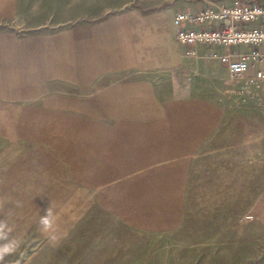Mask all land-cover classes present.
<instances>
[{
	"label": "rangeland",
	"instance_id": "obj_1",
	"mask_svg": "<svg viewBox=\"0 0 264 264\" xmlns=\"http://www.w3.org/2000/svg\"><path fill=\"white\" fill-rule=\"evenodd\" d=\"M234 2L264 0H0V264H264L251 105L226 108L197 150L166 123L89 118L90 25L117 16L176 44L177 13Z\"/></svg>",
	"mask_w": 264,
	"mask_h": 264
},
{
	"label": "crops",
	"instance_id": "obj_2",
	"mask_svg": "<svg viewBox=\"0 0 264 264\" xmlns=\"http://www.w3.org/2000/svg\"><path fill=\"white\" fill-rule=\"evenodd\" d=\"M87 38L89 118H118L119 125L133 133L166 123L168 133H185V137L171 138L187 143L183 145L185 150L199 149L207 137L220 129L229 107L216 88L221 87L226 75L224 65L217 59L226 52L224 48L197 46L191 52L185 45L176 41L174 44L173 35L152 32L138 24L132 26L117 16L90 25ZM159 51L165 52L169 61L159 60ZM255 66L264 67L262 63ZM157 67L164 68L165 74L155 73ZM178 68L185 70L181 80L175 72ZM114 76L118 78L112 79ZM196 78L203 81V87L193 85ZM158 79H163V83ZM246 113L248 116L235 115L259 118L263 123L264 111L250 109ZM240 129L235 132V145L239 148L243 146L239 145L238 136L244 133ZM251 134L260 135L264 149V124ZM191 140L195 145L188 144ZM187 157L189 162L190 156Z\"/></svg>",
	"mask_w": 264,
	"mask_h": 264
},
{
	"label": "built area",
	"instance_id": "obj_3",
	"mask_svg": "<svg viewBox=\"0 0 264 264\" xmlns=\"http://www.w3.org/2000/svg\"><path fill=\"white\" fill-rule=\"evenodd\" d=\"M173 24L179 45L226 50L217 59L226 71L222 93L229 107L251 105L264 111V67L255 66L264 65V3L211 4L177 13Z\"/></svg>",
	"mask_w": 264,
	"mask_h": 264
},
{
	"label": "clouds",
	"instance_id": "obj_4",
	"mask_svg": "<svg viewBox=\"0 0 264 264\" xmlns=\"http://www.w3.org/2000/svg\"><path fill=\"white\" fill-rule=\"evenodd\" d=\"M41 223L47 227L49 224V221L47 219H42ZM10 250L7 247H4L2 250H0V258H2V254L8 253Z\"/></svg>",
	"mask_w": 264,
	"mask_h": 264
}]
</instances>
